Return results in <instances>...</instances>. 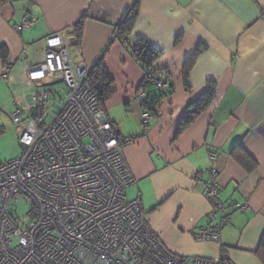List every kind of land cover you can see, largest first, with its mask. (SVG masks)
<instances>
[{
	"label": "crops",
	"instance_id": "0c3cea01",
	"mask_svg": "<svg viewBox=\"0 0 264 264\" xmlns=\"http://www.w3.org/2000/svg\"><path fill=\"white\" fill-rule=\"evenodd\" d=\"M135 4L132 38L161 52L154 68L173 88L152 113L147 110L148 123L137 99L146 95L140 89L145 71L116 37ZM25 14L33 24L18 31ZM84 15L76 47L73 26ZM52 33L63 37L75 63L92 67L104 57L117 86L104 114L120 139H133L124 148L135 179L127 199H141L163 245L185 258L264 264L256 254L264 235V0H11L0 8V47L8 49L10 63L7 71L0 57V111L13 117L29 108L35 90L54 87L41 75ZM197 50L188 89L184 69ZM211 89L210 103L178 134L188 109ZM20 123L25 129V116ZM239 146L256 160L251 170L232 155ZM210 170L217 172L220 200L227 207L248 203L249 209L232 211L220 241H199L194 232L209 224L204 185Z\"/></svg>",
	"mask_w": 264,
	"mask_h": 264
},
{
	"label": "built area",
	"instance_id": "2783aa9c",
	"mask_svg": "<svg viewBox=\"0 0 264 264\" xmlns=\"http://www.w3.org/2000/svg\"><path fill=\"white\" fill-rule=\"evenodd\" d=\"M32 24L25 14L16 28ZM45 45L41 75L54 87L35 90L29 108L15 111V122L26 117L22 154L0 165V264H150L144 248L154 264H232L177 256L163 245L141 199H127L135 179L124 148L133 139H120L105 116L89 81L91 67L73 61L59 33L47 36ZM169 86V78L159 76L156 89ZM151 118L143 112L146 123ZM221 192L210 170L204 185L209 224L194 232L196 240L220 241L232 211L249 209L248 203L227 207ZM20 203L29 207L24 218L13 213Z\"/></svg>",
	"mask_w": 264,
	"mask_h": 264
},
{
	"label": "trees",
	"instance_id": "16d2710c",
	"mask_svg": "<svg viewBox=\"0 0 264 264\" xmlns=\"http://www.w3.org/2000/svg\"><path fill=\"white\" fill-rule=\"evenodd\" d=\"M11 2V0H0V8ZM139 15L138 5L132 7L123 17L122 21L117 27L116 37L123 43L126 49L130 52L132 57L137 63L141 65L145 71V77L141 83L140 89L146 93L144 97L143 105L144 110H149L151 113L155 110V107L159 105L164 97H167L172 94L173 88L170 85L168 89L164 91H159L154 96H151L147 91H156V83L158 82L159 76L166 75L163 72L156 71L154 68L155 63L158 61L161 52L156 50L147 40L139 38L134 40L132 38V31L137 22ZM88 19L87 15H84L74 26L73 32L75 34V46L80 47L83 40L85 23ZM200 50H197L192 57L187 61L184 69V78L188 89H190L188 78L190 70L193 66L196 56ZM8 49L5 47H0V57L5 63L7 71L10 70V63L8 61ZM167 76V75H166ZM168 77V76H167ZM169 78V77H168ZM89 81L98 96L101 106L104 108L105 104L114 96L117 91V86L114 79L112 78L107 65L105 63L104 57H101L97 62L91 67L89 72ZM214 96V92L209 91V95L206 99L199 104H194L193 107H190L184 117L183 124L179 129L178 134H180L184 128L191 124L197 115L210 103ZM113 124V123H112ZM118 135V133H117ZM119 137V135H118ZM232 155L243 163L249 170L256 166V160L247 153V151L239 146L232 152ZM250 164V165H249ZM257 256L264 262V235L262 236L259 247L256 251ZM144 259L150 264H154L152 256L148 253V250L144 248L143 250Z\"/></svg>",
	"mask_w": 264,
	"mask_h": 264
},
{
	"label": "rangeland",
	"instance_id": "374dc122",
	"mask_svg": "<svg viewBox=\"0 0 264 264\" xmlns=\"http://www.w3.org/2000/svg\"><path fill=\"white\" fill-rule=\"evenodd\" d=\"M20 122H15L9 112L0 111V165L14 160L22 154L19 139L23 133L24 125ZM28 209L26 203H20L13 208V213L15 216L24 218Z\"/></svg>",
	"mask_w": 264,
	"mask_h": 264
}]
</instances>
